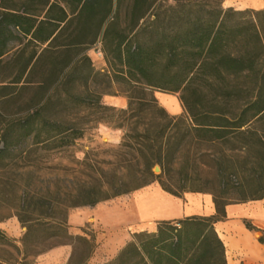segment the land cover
I'll return each mask as SVG.
<instances>
[{
	"label": "trees",
	"instance_id": "16d2710c",
	"mask_svg": "<svg viewBox=\"0 0 264 264\" xmlns=\"http://www.w3.org/2000/svg\"><path fill=\"white\" fill-rule=\"evenodd\" d=\"M158 1L0 0V106L32 87L40 93L39 107L0 120V169L28 160L16 208L21 249L2 233L0 245L24 259L69 244L67 264H87L95 235L68 232L70 209L153 182L180 198L190 190L175 175L201 166L216 172L213 190H195L212 196L214 214L159 221L105 264H227L214 224L226 218L227 205L264 198V9ZM96 42L109 80L126 87L124 109L101 104L90 90L98 72L84 50ZM151 90L180 93L186 116H170ZM82 108L122 131L118 147L109 160L86 153L37 190L31 176L39 152L61 153L83 137ZM231 175L239 178L235 186L225 182Z\"/></svg>",
	"mask_w": 264,
	"mask_h": 264
},
{
	"label": "rangeland",
	"instance_id": "374dc122",
	"mask_svg": "<svg viewBox=\"0 0 264 264\" xmlns=\"http://www.w3.org/2000/svg\"><path fill=\"white\" fill-rule=\"evenodd\" d=\"M129 0H125V4H128ZM166 4H171L172 0H159ZM247 4V7L243 5ZM223 9L232 8L234 11L245 10H261L264 9V2H238V0H222L221 3ZM250 5L252 7H250ZM84 53L91 62V67L94 72H98V76L95 78V82L89 85L90 90H96L101 94L100 103L104 105L105 97H121L125 98L126 87L122 83L111 79V73L108 71L107 65L104 60V56L101 50V45L96 42L92 46L84 50ZM37 80V79H36ZM38 86L32 87L18 98H15L11 103L0 106V114L2 121L12 120L22 114H25L27 109L33 107H39L40 103L37 102L40 93ZM151 95L156 99L158 105L162 107L170 116H186L185 109L179 98L180 93L163 92L159 90H151ZM127 102V100H126ZM113 107V106H112ZM115 109H119L114 107ZM81 127L84 130V135L81 139L76 140L75 145L62 151L61 153H54L47 155L45 152H39L38 156L40 162L35 169L34 175L31 176L35 187L39 190L41 184H44L47 180L55 179V174L58 173L60 168H73L74 163L83 159L86 153H89L90 158L95 160H109L111 151L116 149L120 143L122 131L114 129L111 125H108L104 120L97 121L96 115H91L90 111L86 108H82L77 112ZM114 135H119L118 141H115ZM207 152H211L208 150ZM207 160V159H205ZM197 162V161H196ZM210 162L207 160V165ZM28 164V160L20 161L16 167H12L9 170L0 169V233L5 235L9 240L21 249L20 240L24 233V228H21L17 216L16 208L19 203L17 196L19 186L23 185L26 181L25 166ZM206 167V166H205ZM212 167H201L195 171H187V175H178L180 184L186 186L191 192H209L213 190L215 183V174ZM158 174L159 172H155ZM60 174L61 173L59 171ZM70 172L67 171V175ZM238 176H228L225 178V182H231L228 184L236 185ZM158 188L157 182H153L148 187H143L139 190L131 192L129 194L113 198L111 200L99 203L93 207H79L78 210L87 211V215H91L92 219H89L84 225L74 227L68 225V232L72 235H81V229L85 230L87 234H94L96 239L95 250L92 254L94 264H105L110 262L119 251L126 245L127 240L132 235L138 232H155L159 221L155 218H144L133 223L114 224L110 215L119 213L134 200V198L146 199L147 195L155 192ZM74 210H77L73 208ZM8 251V253H7ZM91 258V259H92ZM0 260H3L7 264H37L32 259L23 258L22 254H17L12 248L0 245ZM90 261V260H89ZM96 262V263H95Z\"/></svg>",
	"mask_w": 264,
	"mask_h": 264
},
{
	"label": "crops",
	"instance_id": "0c3cea01",
	"mask_svg": "<svg viewBox=\"0 0 264 264\" xmlns=\"http://www.w3.org/2000/svg\"><path fill=\"white\" fill-rule=\"evenodd\" d=\"M238 2H264V0H238ZM243 6L247 7V4ZM250 7L252 6L250 5ZM103 101L104 105L117 107L119 109H124L127 105L126 100L121 97H105ZM114 138L115 141H118L119 135H114ZM156 190L157 188L155 191ZM163 192L159 191L156 196L160 203L168 201V197L163 194ZM152 193L148 194L147 197ZM168 196L177 208L174 215L165 217L157 216L158 213L161 214L165 212L159 208L154 212L142 215L138 211L132 209V206H137L136 203L138 199H141L134 198L124 211L122 210L119 212V220L114 218L113 215H110L112 216L111 220H113L114 224H128L144 218L172 220L190 216L207 217L213 215L215 212L212 196L208 193L189 192L184 193L180 198L169 194ZM141 200L145 201L144 199ZM75 209L77 210H69L67 225L81 228L86 221L92 218L91 215H87V211L78 210L79 208ZM225 215L226 218L223 221L214 224V230L223 243L226 263L264 264V243L259 241V238L264 234V198L256 201L229 204L225 207ZM244 221H248L255 230L247 229ZM0 227L3 228V226ZM129 240L130 237L127 242H129ZM71 251L72 247L69 244L58 245L31 259L37 264H67ZM91 258L87 264H94L93 258Z\"/></svg>",
	"mask_w": 264,
	"mask_h": 264
},
{
	"label": "bare ground",
	"instance_id": "6f19581e",
	"mask_svg": "<svg viewBox=\"0 0 264 264\" xmlns=\"http://www.w3.org/2000/svg\"><path fill=\"white\" fill-rule=\"evenodd\" d=\"M163 192L159 187L157 188V190L155 191V193H152L151 195H149L145 201H142L141 199H138L136 205L137 206H132L133 210L138 211L140 214L145 215L146 213L149 212H154L157 208L164 210V213H158L157 216H169V215H174L176 213V206L174 205V203H172L170 197L168 196V194L166 192H163V194H165L168 197V201H163V202H158L156 196L158 195L159 191ZM114 218L116 219H120L119 213H115Z\"/></svg>",
	"mask_w": 264,
	"mask_h": 264
},
{
	"label": "water",
	"instance_id": "95a60500",
	"mask_svg": "<svg viewBox=\"0 0 264 264\" xmlns=\"http://www.w3.org/2000/svg\"><path fill=\"white\" fill-rule=\"evenodd\" d=\"M154 171H155V172H159L160 170H159L158 167H155V168H154Z\"/></svg>",
	"mask_w": 264,
	"mask_h": 264
}]
</instances>
